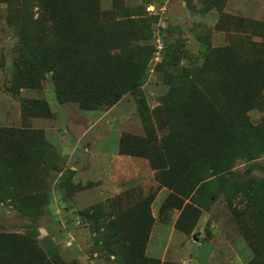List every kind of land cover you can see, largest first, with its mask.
Masks as SVG:
<instances>
[{
	"label": "rangeland",
	"instance_id": "1",
	"mask_svg": "<svg viewBox=\"0 0 264 264\" xmlns=\"http://www.w3.org/2000/svg\"><path fill=\"white\" fill-rule=\"evenodd\" d=\"M263 88L264 0H0V264H264Z\"/></svg>",
	"mask_w": 264,
	"mask_h": 264
},
{
	"label": "crops",
	"instance_id": "2",
	"mask_svg": "<svg viewBox=\"0 0 264 264\" xmlns=\"http://www.w3.org/2000/svg\"><path fill=\"white\" fill-rule=\"evenodd\" d=\"M162 256L165 257V252L162 253ZM188 259L186 262L182 264H214L213 263V254L208 257V258H203V257H197L194 259H191L190 257L187 256ZM216 264H235L231 256H228V253L226 252L222 258L219 259V261Z\"/></svg>",
	"mask_w": 264,
	"mask_h": 264
},
{
	"label": "trees",
	"instance_id": "3",
	"mask_svg": "<svg viewBox=\"0 0 264 264\" xmlns=\"http://www.w3.org/2000/svg\"><path fill=\"white\" fill-rule=\"evenodd\" d=\"M236 68H238V69L241 68V69H242L241 65L237 66ZM263 89H264V88H263ZM151 264H156V263H153V262H152Z\"/></svg>",
	"mask_w": 264,
	"mask_h": 264
}]
</instances>
